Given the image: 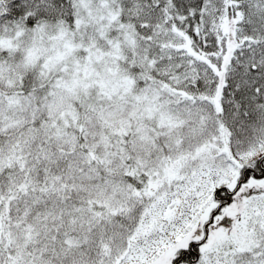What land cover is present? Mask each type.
Segmentation results:
<instances>
[{"label": "snow or ice", "instance_id": "6c2138e0", "mask_svg": "<svg viewBox=\"0 0 264 264\" xmlns=\"http://www.w3.org/2000/svg\"><path fill=\"white\" fill-rule=\"evenodd\" d=\"M0 264H264V0H0Z\"/></svg>", "mask_w": 264, "mask_h": 264}]
</instances>
